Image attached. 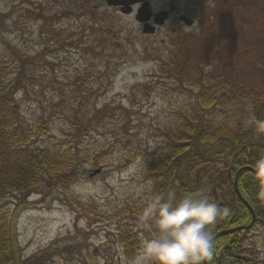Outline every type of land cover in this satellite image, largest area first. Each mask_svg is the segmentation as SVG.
<instances>
[{
  "label": "rangeland",
  "instance_id": "374dc122",
  "mask_svg": "<svg viewBox=\"0 0 264 264\" xmlns=\"http://www.w3.org/2000/svg\"><path fill=\"white\" fill-rule=\"evenodd\" d=\"M148 1L153 10L175 6L176 13L189 16L193 27L173 16L170 25L147 36L134 19L137 7L132 15H122L103 0H35L38 17L29 28L4 30V55L31 59L32 81L17 99L25 123L37 118L47 122L49 130L41 143L62 144V131L76 114L85 115L80 119L86 122L98 93L103 96L97 104L111 109L92 133L91 143L105 147L101 159L106 165L100 175L90 178L94 168L88 167L67 184L49 192L42 189L25 203L3 206L16 263L134 264L124 258L117 234L129 228L141 241L149 235L133 209L148 199L142 167L152 158L158 128L172 123L184 102L157 71L176 45L202 33L221 37L222 50L207 71L228 76L246 97L264 87V0H238L234 10L220 13L222 3L231 6L235 0ZM10 7L0 0V12ZM206 17L221 20L217 30L209 28ZM12 69L6 72L11 75ZM99 81L102 84L95 87ZM246 105L233 114L250 123ZM253 125L258 128L259 122Z\"/></svg>",
  "mask_w": 264,
  "mask_h": 264
},
{
  "label": "trees",
  "instance_id": "16d2710c",
  "mask_svg": "<svg viewBox=\"0 0 264 264\" xmlns=\"http://www.w3.org/2000/svg\"><path fill=\"white\" fill-rule=\"evenodd\" d=\"M3 1L11 7L0 12V42L5 29H27L38 17L33 8L35 0ZM238 4V0L232 1L231 6L222 3L217 13L234 10ZM207 19L209 28L217 30L221 20ZM222 43L221 37L210 33L191 36L176 45L166 61L159 62L158 73L178 90L173 95L184 97V102L176 109L172 123L158 128L152 158L146 160L142 175L148 181L147 201L172 189L178 196L203 190L221 208L230 209L228 216L218 218L212 226L213 237L239 230L213 241V255L208 264H264V200L257 197L261 184L253 174L256 160L264 156V133L253 125L264 122V87L254 96L246 97L237 91L241 87L234 80L207 71L215 66ZM30 64L31 59L15 53L5 56L0 48V264H42L13 260L5 204L25 203L42 189L49 192L67 184L88 167L103 169L106 165L101 159L105 147L91 143L94 124L111 110L107 105L97 104L103 93H98L85 123L80 119L85 115H74L70 126L62 131V144L47 146L40 141L49 130L47 122L37 118L34 123H25L17 99L32 81ZM7 68H13L11 75ZM97 84L100 81L95 87ZM90 86L93 87L87 85L88 90L92 89ZM244 102L250 123L236 119L233 114ZM236 176L238 192L254 214L249 229L252 215L235 192ZM143 207L140 204L133 209V215L139 217ZM83 208L86 210L88 206ZM117 243L124 258L132 262L142 241L136 231L122 228Z\"/></svg>",
  "mask_w": 264,
  "mask_h": 264
},
{
  "label": "clouds",
  "instance_id": "9594fccd",
  "mask_svg": "<svg viewBox=\"0 0 264 264\" xmlns=\"http://www.w3.org/2000/svg\"><path fill=\"white\" fill-rule=\"evenodd\" d=\"M264 132V122L258 126ZM261 184L257 193L264 200V156L253 165ZM230 209L221 208L203 191L177 194L175 189L153 196L140 213L149 235L143 239L134 264H208L213 255L212 226L226 217Z\"/></svg>",
  "mask_w": 264,
  "mask_h": 264
},
{
  "label": "water",
  "instance_id": "95a60500",
  "mask_svg": "<svg viewBox=\"0 0 264 264\" xmlns=\"http://www.w3.org/2000/svg\"><path fill=\"white\" fill-rule=\"evenodd\" d=\"M104 2H105L107 7H110V8L119 7L120 8L119 12L122 15H130L132 13V7L137 5V4H140V8L136 11L135 21L137 23L143 24V27H142V33L143 34H153L154 33L155 27L150 26L147 23L148 20L151 18V10L149 8V2L147 0H104ZM166 18H167V13L166 12H159V13H157L155 15L154 24L156 26H161V25H163V23L166 20ZM180 20L183 21L187 25H191V21L189 19L185 18V17H181ZM245 170L253 171L250 168H246ZM101 171H102V169L93 170V171H91L89 177L90 178L95 177V176L99 175L101 173ZM239 172H238V174H239ZM234 189H235V192H236L238 198L244 203V205L247 207L248 211L252 215V222H251L250 226L247 227V229H249L254 223V214H253L252 209L241 198V196H240V194L238 192L237 176L235 177V180H234ZM237 230H239V229L218 233L217 235H215L213 237V241L216 240L217 238L222 237V236H226V235L232 234L233 232H235Z\"/></svg>",
  "mask_w": 264,
  "mask_h": 264
},
{
  "label": "flooded vegetation",
  "instance_id": "af4514ba",
  "mask_svg": "<svg viewBox=\"0 0 264 264\" xmlns=\"http://www.w3.org/2000/svg\"><path fill=\"white\" fill-rule=\"evenodd\" d=\"M149 6H150V9H151V11H152V17H151V19L149 20V25H150V26H153V25H154L155 14L158 13V12H162V11L167 12V19L165 20V22H164V24H163L162 26H160V27H156L154 34H152V35H148V36H153V35H155V34L158 32L159 29L164 28V27L170 25V22H171V20L173 19V16H176V20L178 21V23L183 24V25H185V26H186V24L182 23V22L180 21L179 18H180L181 16H184V17H186L187 19H190L188 15H183L182 13H176V7H175V6H171L167 11H166V10H162V9H161V10H153L152 7H151V5H150V3H149ZM138 7H139V6H137V8H138ZM190 20H191V19H190ZM192 22H193V21H192ZM138 25L141 27L140 24H138ZM193 25H194V23H192V25H190V26H186V27H187V28H191V27H193Z\"/></svg>",
  "mask_w": 264,
  "mask_h": 264
}]
</instances>
